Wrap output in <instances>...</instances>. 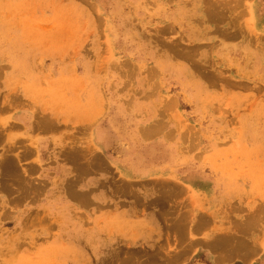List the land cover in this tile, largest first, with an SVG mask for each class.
<instances>
[{
	"label": "rangeland",
	"instance_id": "1",
	"mask_svg": "<svg viewBox=\"0 0 264 264\" xmlns=\"http://www.w3.org/2000/svg\"><path fill=\"white\" fill-rule=\"evenodd\" d=\"M17 25L47 38L15 92L0 65V119L12 95L48 101L57 74L82 91L133 85L138 69L174 127L138 143L163 172L130 179L111 166L94 189L43 171L68 155L102 175L91 148L69 140L41 160L0 140V264H264V0L0 2V39Z\"/></svg>",
	"mask_w": 264,
	"mask_h": 264
},
{
	"label": "crops",
	"instance_id": "2",
	"mask_svg": "<svg viewBox=\"0 0 264 264\" xmlns=\"http://www.w3.org/2000/svg\"><path fill=\"white\" fill-rule=\"evenodd\" d=\"M5 1L22 0H0ZM35 28L42 29L41 26ZM25 29L29 27H8L6 37L0 39V65L6 61L5 64L10 66L7 72L8 92H15L11 81L13 77L31 75L26 61L36 59L41 54V49L32 45L42 44L44 41L41 39L47 38L46 30L28 36ZM57 29L53 27L50 34L58 35ZM2 44H6V49ZM135 60L138 61V46L135 48ZM72 76L57 74V85L50 91L48 101L40 106L35 107L27 100L15 103V96H11L13 100L6 106L7 116L4 120L0 119V140H6L7 149L19 147L22 157L26 151L35 155L39 152L42 160L47 149L68 150L73 145L67 143L69 140L77 146L81 144L91 148L92 154L101 155L102 175H94L88 163L79 172L75 161L68 155L53 159L55 167L43 170L50 176L53 173L56 182L68 180L69 177L76 182V188H100L98 183L109 181L111 166L130 179L151 178L163 172L157 161L150 160L149 154L138 149V143L168 141L170 129L174 127L169 122V116L161 111L162 103L170 101L161 100L163 97L159 95V88L146 84L142 79L143 73L138 69L133 74L136 77L133 85L119 82L100 86L86 81L82 91L74 85ZM27 88L24 85L21 93H30ZM111 141L120 142L123 148L120 151L110 150L108 143ZM45 154L47 156V151ZM76 170L79 173L74 175ZM170 171L167 170L168 173ZM45 177L49 182L54 178ZM94 203L104 205L106 202L96 199Z\"/></svg>",
	"mask_w": 264,
	"mask_h": 264
}]
</instances>
